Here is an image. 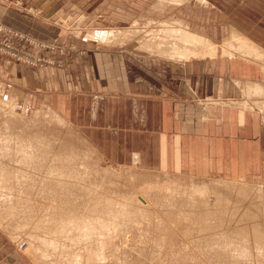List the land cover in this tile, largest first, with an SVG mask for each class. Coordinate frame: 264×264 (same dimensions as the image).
Returning a JSON list of instances; mask_svg holds the SVG:
<instances>
[{
	"label": "rangeland",
	"instance_id": "rangeland-1",
	"mask_svg": "<svg viewBox=\"0 0 264 264\" xmlns=\"http://www.w3.org/2000/svg\"><path fill=\"white\" fill-rule=\"evenodd\" d=\"M2 1L8 3L9 0ZM157 1L158 0L10 1L12 6L22 9H24V4L27 3L31 6L46 4L50 7V11L59 7V9H64L66 14L70 17L80 15L82 19L85 18V22L83 23L82 21L85 27L82 25L80 26V23L77 22L78 19L76 22H74L75 20L69 22L68 16L60 17V13L51 19L50 28L47 33H45V35H40V37H35L23 29L0 24V102L1 100L12 102V100L17 97L15 99L16 102L13 101L14 104L21 103V105L24 104L27 105V107L29 106L26 114L22 115L24 118L10 117L9 119H13V122L8 120V117L0 115V142L10 139L11 142L13 141L12 144L19 143L20 145H24V143H27L28 148H25L27 151H33L35 154L37 153V155H42L41 152H43L42 156H46V160H43L44 164L42 166H39L34 160L33 162L31 160H26L25 162H28L29 164L27 165L29 166L26 165V167H24L19 162H11L13 158H11V160L9 158L5 159L4 165H0V168H4L8 164L10 169H8L9 181H6L5 178H0V205H4V203H2L4 202V198L11 191H13V193H10V197L16 198L14 200V215H7L5 211L1 212L0 210V264H46V261L47 264H72V261H75L76 257L77 259L80 257V261L78 259L79 262L77 264H264V179L261 181L259 178H252L253 180L251 178L248 180L247 178H243L241 181L221 177L201 178L188 173L177 174L159 170L155 171L144 167L139 162H135L134 157L133 161L130 163H112L104 159V157L97 152L98 149H96L86 137L71 124L68 116L63 115L60 108H48V106H44V103L40 105V103H38L39 100L32 98L31 90L26 88L30 87V83H26L27 72H37L34 69L59 66L60 63H58L53 56L57 54L63 55L64 52H68L69 50L73 51L74 48L76 50L78 47L82 50L85 49V47L88 46L87 41L89 40L87 36L89 33H92V31H111L112 29V31L118 32L129 30L134 26L143 31L142 34L147 35L152 30V27L155 29V26L160 22H166L171 18L180 19L182 17V19H185L183 17L184 12L181 15V9L179 8H170L168 9L169 11L166 10L164 13L155 12L152 7ZM195 5V1L191 0L188 1L184 7L186 8L188 6L191 8L195 7ZM40 28L41 30L45 29V25L42 24ZM59 30H63L65 36L75 38V44H71L68 49L64 47V49L62 44L56 40L60 35ZM47 38L55 41L50 42ZM227 38L225 40H227ZM1 39L8 40L4 41ZM127 40L128 41L125 40V43L118 46L107 43L100 44L107 47L109 50L139 52L145 55H153L158 58L157 55L155 56V54L140 48L138 39ZM77 41L81 44H76ZM91 41L93 42V40ZM248 64H252L254 67L257 66L256 63ZM235 79L241 80L243 83L245 82V85L247 82H263L264 76L247 75L233 77L230 78L232 84ZM240 92L241 94H236L235 91V96L228 98H237L238 100L240 97L244 98L243 91ZM39 98L41 99V96H39ZM228 98L221 97L215 99L220 100L216 103H220L222 100H229ZM28 99L32 102L33 106H31V103H28ZM203 101H208V99L204 98ZM216 103L210 104L215 105ZM253 107H255L254 110H250L249 112L260 116L264 123V109L261 111L256 105H253ZM53 114H58V117L61 118ZM25 118L27 119L24 120ZM22 123L25 124L23 125ZM11 126L17 128L12 127L14 135H12ZM21 129H23V132H21ZM24 129L27 130V132L24 131ZM34 134L36 140L33 139L34 136L32 135ZM18 138L19 140L21 138V142ZM30 139L33 141H31L32 143L29 142ZM42 139L45 142H43ZM38 144H40L39 146L42 145V147L38 148ZM44 144H46V146H44ZM32 145L34 149H32ZM25 149L17 148L15 149V152H17L16 154L13 155V152H11L12 150L10 151L11 154H9L10 156L16 155L15 157L16 159L18 158L17 160L19 161L24 156L23 152ZM19 155L22 157L19 158ZM30 163H33V165ZM53 166L58 170L62 169L58 174H53L54 176L50 173ZM55 168H53V170ZM23 172L25 176H23ZM8 182L10 185L8 184L6 188L3 187ZM149 184H153V189H151V185ZM204 184L206 185L205 187L210 186L212 188H219L223 195L217 193L214 189L210 196L207 197L208 203L206 205H200L197 200L195 201L193 190L195 186L200 187V185L203 186ZM171 189L173 191H171ZM137 192L139 193L138 195L143 196L147 200L146 203L134 202L137 199L135 197L138 196ZM225 195L227 197H225ZM172 196H174V199H178V202L176 206L170 208L169 202ZM109 197H111L109 201L112 200L110 203L113 202V199L119 201H116L119 205L116 202V205L112 203L114 212L121 209L123 210L124 208L130 210V206L131 212L128 214L129 218L125 217L121 219L116 217V214L112 213L111 204L108 203ZM104 198H107L106 200L108 202L106 201L105 203ZM125 198H128L127 202L129 204H127ZM221 198L222 201H220ZM61 199L66 200L64 202V200L61 201ZM123 199H125V201ZM189 199L191 201L190 204L188 202ZM68 200L74 203L66 202ZM182 201L184 203H182ZM121 203L124 205L122 206ZM95 205H98L100 210L103 209L102 205H105L107 210H105V213L107 214L104 213L101 214V216L98 212L97 215L93 213L91 207ZM84 206H88L86 207L88 208L86 209L87 211L84 209ZM56 207H58V209ZM116 208H118V210ZM89 211L92 213H89ZM72 212H76L77 218L80 214L89 213L92 217H95V220L100 217L107 218L109 216V220L117 221L118 224L114 225L118 226L117 229H119V231L117 230L118 232H115L116 229L114 227H109V229L101 230L102 232L94 235L95 237L89 235L91 237L90 239L88 238L89 236H83V238H88V241L85 238L86 241L79 238L82 244H76L79 242L78 239L76 241V238L81 237L78 236L81 232L79 233V230L74 226L76 222L68 223V226L65 227L66 230L61 227V225L58 226L60 220L64 221L66 219L72 221L73 219H77L75 218L76 216H72ZM130 216H132L133 219H131ZM50 217H52V219ZM175 218H177V221H175ZM47 225H49L50 228H48L49 226ZM51 225H53V228ZM71 226L74 227L72 228ZM76 226L78 225L76 224ZM57 227L61 228L58 232ZM36 228L40 230L37 231ZM79 228L81 229V227ZM110 228H112V232ZM108 231L110 232L109 234ZM61 235L62 237H60ZM97 235H99V237H97ZM105 235H111L110 237L106 236L108 239L110 238V242L108 239H104L106 238ZM38 237L41 239L47 238L49 242H52V247L58 248L55 249L56 253H52L51 256H49L50 254L47 255L48 258L45 259L46 261L43 260L44 258L40 257V249H37L38 241L41 242ZM227 242L229 244H227ZM245 244L248 248L247 254L243 253L241 249ZM85 245L89 246L86 247ZM81 246H85V249ZM105 246L106 249L103 248ZM260 246L261 248L259 249L258 247ZM20 247H22L23 250ZM52 247H48L50 250L47 252L51 253V250L54 252ZM91 248H95V250L93 249V251ZM228 248H232L233 250H229ZM98 249L100 253L104 254L105 259L102 261L94 260L93 257L90 258L91 255L93 256L99 253ZM77 250L79 252H77ZM83 252L85 253L83 254ZM77 253H80V256H76ZM74 255L76 257H74ZM82 257L84 260L81 259ZM39 258H41L43 262H41L42 260ZM87 258L88 262H86ZM106 258L110 261L108 260L106 262ZM37 260L38 262H36Z\"/></svg>",
	"mask_w": 264,
	"mask_h": 264
},
{
	"label": "crops",
	"instance_id": "crops-1",
	"mask_svg": "<svg viewBox=\"0 0 264 264\" xmlns=\"http://www.w3.org/2000/svg\"><path fill=\"white\" fill-rule=\"evenodd\" d=\"M10 1L0 0V24L35 37L47 33L58 13L68 16L59 7L50 11L46 4L23 3L22 9ZM207 1V6L179 8L193 29L218 44L234 29L264 50V0ZM79 17L67 18L84 26L85 18ZM59 33L56 40L63 48L75 44V38L65 36L63 30ZM87 42L83 50L54 55L59 66L27 72L30 87L26 88L40 105L60 108L104 159L125 164L138 156L139 163L155 171L264 179L261 117L203 101L208 96L234 97L230 78L264 76L258 64L220 56L212 61L176 62Z\"/></svg>",
	"mask_w": 264,
	"mask_h": 264
},
{
	"label": "bare ground",
	"instance_id": "bare-ground-1",
	"mask_svg": "<svg viewBox=\"0 0 264 264\" xmlns=\"http://www.w3.org/2000/svg\"><path fill=\"white\" fill-rule=\"evenodd\" d=\"M188 1H191V0H158L154 5H153V7H152V9L153 10H155V12L157 11V12H163L164 13V11H166V10H168V9H170V8H181V7H183ZM195 1V3L198 5V4H201V5H204V6H207V3H208V1L207 0H194ZM200 5V6H201ZM182 9H184V8H182ZM169 11V10H168ZM143 17V16H142ZM166 17V16H165ZM159 20V19H158ZM163 20H165V19H163ZM155 21V20H154ZM153 22V21H152ZM81 24V23H80ZM143 24V23H142ZM150 25V24H149ZM146 27H148V26H146ZM156 28L154 29L153 27H152V30L147 34V35H144V34H142V32L143 31H141V30H139V29H137V28H135L134 26L133 27H131L129 30H126V31H118V32H115V31H112V29H111V31L109 30V31H97V32H94V31H92V33H89L88 34V38L89 39H91V40H94V41H99V42H102V43H107V44H111V45H115V46H118V45H120V44H123V43H125L126 41H128L127 39H129V40H132V39H138V42H139V47L140 48H143L144 50H146L147 52H149V53H152V54H155V56L157 55L158 57H162V58H165V59H167V60H172V61H176V62H191V61H193V60H200V61H205V60H210V61H212L213 59H217L219 56L220 57H224V58H228V59H232V60H238V59H240V60H244L245 62H248V63H256V64H258V66L261 68V70L264 72V50L261 48V47H259V46H257L256 44H254L253 42H251L246 36H244L240 31H236V30H234L233 28V30H231L230 29V31H232V33L230 34V36L227 38V40H225L222 44H218V43H216L211 37H209V36H207V35H205V34H203V33H198L195 29H193L192 27H191V25H190V23H189V21H187V20H185V19H182V17L180 18V19H175V18H171L170 20H168V21H166V22H160L157 26H155ZM231 28V27H230ZM116 29H118V28H116ZM143 30V29H142ZM80 34V33H79ZM126 40V41H125ZM125 41V42H124ZM134 41V40H133ZM137 47V46H136ZM143 51V50H142ZM263 74V73H262ZM245 83V82H244ZM244 83L241 81V80H238V79H235L234 81H233V85H234V89L236 90V94H241V92L240 91H243V97L244 98H241L240 97V99L238 100L237 98H235V99H229V100H222V102H220V103H216L217 101H220V100H217V99H215V98H213V97H210V96H208V97H206L207 99H208V101H204V103L207 105V104H210V103H216V104H219V105H222L223 107L224 106H228V107H233V108H237V109H240V110H242V111H252V110H254V108L255 107H253V105H256L257 106V108L259 109V110H261L262 111V109H264V81L263 82H259V83H249V82H247L245 85H244ZM1 98V97H0ZM12 98V97H11ZM17 98V97H16ZM15 98V99H16ZM26 98V97H25ZM15 99L14 100H12V102H6V101H2L1 100V102H0V115H4V117L6 116V117H8V120H10L11 122H13L11 119H9L10 117H19V118H24L22 115L23 114H26V111H27V109H28V107H27V105H21V103L19 104V103H16V104H14L13 103V101L14 102H16L15 101ZM212 100V101H211ZM26 101V100H25ZM215 104V105H216ZM49 108V107H48ZM47 109V108H46ZM51 109V108H50ZM30 110V109H29ZM43 111V110H42ZM41 111V112H42ZM48 111V110H47ZM51 111V110H50ZM40 112V111H39ZM45 112V111H44ZM53 112V111H52ZM57 113V112H56ZM42 114V113H41ZM37 115V114H36ZM40 115V114H39ZM54 116L56 115V114H53ZM56 117H58V114L56 115ZM46 118H48V117H46ZM50 118V117H49ZM58 118H61V117H58ZM64 118V117H63ZM16 119V118H15ZM27 118H25L24 120H26ZM7 120V121H8ZM50 120V119H49ZM54 120V119H53ZM37 121V120H36ZM1 122V121H0ZM6 122V121H5ZM11 122H9V123H11ZM19 122V121H18ZM27 122V121H26ZM38 122V121H37ZM65 122H67V121H65ZM29 123H30V121H29ZM32 123V122H31ZM23 124V123H22ZM25 124V123H24ZM23 124V125H24ZM34 124V123H33ZM38 124V123H37ZM52 124V123H51ZM10 125V124H9ZM14 125V124H13ZM22 125V126H23ZM27 125H29V124H27ZM73 125V124H72ZM19 126V125H18ZM35 126L37 127V125L35 124ZM65 126V125H64ZM12 127H15V126H11V128L10 129H12ZM16 128V127H15ZM25 128V127H24ZM27 128H28V126H27ZM32 128V127H31ZM9 129V130H10ZM17 129V128H16ZM19 129V128H18ZM20 130V129H19ZM23 129H21V132H23L22 131ZM24 131H26L27 132V130H25L24 129ZM31 131V130H30ZM12 133H13V129H12ZM17 133V132H16ZM57 133V132H56ZM1 134V133H0ZM19 134H20V132H19ZM18 134V135H19ZM24 134V133H23ZM22 134V135H23ZM29 134V133H28ZM40 134V133H39ZM82 134V133H81ZM11 135V134H10ZM12 135H14V133L12 134ZM17 135V134H16ZM31 135V134H30ZM1 136V135H0ZM8 136V135H7ZM19 136H21V135H19ZM26 136H27V134H26ZM25 136V137H26ZM29 136V135H28ZM32 136H34V138L33 139H35L36 140V138H35V134L34 135H32ZM46 136V135H45ZM24 137V136H23ZM9 138V137H8ZM28 138V137H27ZM27 138H25V139H27ZM44 138V137H43ZM4 139V138H3ZM23 139V138H22ZM41 139V138H40ZM1 140V139H0ZM13 140H14V138H13ZM18 140H19V138H18ZM17 140V141H18ZM20 140H21V138H20ZM19 140V141H20ZM39 140V139H38ZM16 141V140H15ZM32 140L30 139V141L29 142H31ZM40 141V140H39ZM42 141L43 142H45L43 139H42ZM41 141V142H42ZM13 142V141H12ZM12 142H11V140L10 139H6V140H2L1 142H0V165H4V160L5 159H7V158H9L10 160H11V158H13L12 160H11V162L13 161V162H15V163H17V162H19L21 165H23L24 167H26V165L27 164H29L28 162H25L26 160H31L32 162H33V160L34 161H36L37 162V164L39 165V166H42L44 163H43V160H46V156L44 155V156H42L43 155V152H41L42 153V155H37V153L35 154L33 151H27V149H25V148H28V146H27V143H24V145L22 144V145H20L19 143H15V144H12ZM21 142V141H20ZM24 142V141H23ZM25 142H27V141H25ZM33 142V141H32ZM31 142V143H32ZM68 143V142H67ZM74 143V142H73ZM26 144V145H25ZM40 144H38V148L39 147H42V145H43V143H42V145L41 146H39ZM93 145V144H92ZM14 146V147H13ZM19 146V147H18ZM33 146V145H32ZM31 146V147H32ZM36 146V145H35ZM44 146H46V144H44ZM43 146V147H44ZM67 146V145H66ZM17 148H21V149H25L24 150V152H23V157L22 156H20L19 158H21L22 157V159H20L19 161L16 159V155L15 156H10V151L11 152H13V155L14 154H16L17 152H15V149H17ZM45 148V147H44ZM32 149H34V146L32 147ZM42 149V148H41ZM41 151V150H40ZM38 152V151H37ZM46 152V151H45ZM97 152H99V151H97ZM10 153V154H9ZM40 153V152H39ZM47 154V153H46ZM137 155V154H136ZM134 158H135V162H139V158H138V156H134ZM50 159V158H49ZM58 159H60V158H58ZM8 161V160H7ZM62 161V160H61ZM56 162H58V161H56ZM31 165H33V163H30ZM37 164H35V165H37ZM58 164V163H57ZM137 165V164H136ZM6 166V165H5ZM9 165L7 164V166L6 167H4V168H0V172H1V174H0V178H5V180L6 181H9V173H8V169H9V167H8ZM27 166H29V165H27ZM55 166V165H54ZM52 167V170L50 171V173L52 174V176H54L53 174H58V172H61V170L62 169H57V168H55V167ZM124 166V165H123ZM10 167H11V165H10ZM21 167V166H20ZM15 168V167H14ZM13 168V169H14ZM22 168V167H21ZM53 168H55L54 170H56V171H54L53 170ZM12 169V170H13ZM10 170V169H9ZM18 170H20V169H18ZM16 171V170H15ZM37 171V170H36ZM151 171V170H150ZM21 172H22V170H21ZM43 172V171H42ZM13 173V172H12ZM141 173V172H140ZM27 174V173H26ZM37 175V174H36ZM11 176V175H10ZM23 176H25V174H24V172H23ZM22 176V177H23ZM94 176V175H93ZM12 177V176H11ZM125 177V176H124ZM194 177V176H193ZM18 178V177H17ZM25 178V177H24ZM46 178H48V177H46ZM248 179H250V178H247V180ZM252 179V178H251ZM57 180V179H56ZM58 180H60V179H58ZM123 180V179H122ZM253 180V179H252ZM2 181V180H1ZM61 181H63V180H61ZM140 181V180H139ZM201 181V180H200ZM205 181V180H204ZM242 181V180H241ZM22 182H23V180H22ZM99 182V181H98ZM132 182V181H131ZM194 182V181H193ZM192 182V183H193ZM206 182V181H205ZM19 183H21V182H19ZM134 183H135V181H134ZM214 183V182H213ZM8 184L10 185V183L8 182L7 184H5L3 187H7L8 186ZM13 184V183H12ZM17 184V183H16ZM37 184V183H36ZM139 184V183H138ZM145 184V183H144ZM207 184V183H206ZM221 184V183H220ZM1 185V184H0ZM15 185V184H14ZM149 185H151V189H153L152 188V186H153V184H149ZM169 185V184H168ZM20 186H21V184H20ZM85 186V185H84ZM206 185L204 184L203 186H201L200 185V187L199 186H195V188H194V190H193V194H194V196H195V201L197 200L198 202H199V204L200 205H202V204H207L208 203V200H207V197L208 196H210V194L213 192L212 190H214L215 189V191L217 192V193H219V194H221V195H223L222 194V191L219 189V188H217V187H205ZM12 187H13V185H12ZM137 187V186H136ZM171 187H173V186H171ZM15 188V187H14ZM113 188V187H112ZM130 188V187H129ZM150 188V187H149ZM155 188V187H154ZM150 189V190H151ZM76 190V189H75ZM95 190V189H94ZM108 190V189H107ZM113 190V189H112ZM149 190V191H150ZM155 190V189H154ZM164 190H165V188H164ZM176 190V189H175ZM111 191V190H110ZM171 191H173L172 189H171ZM178 191V190H177ZM6 192V191H5ZM34 192V191H33ZM10 193H13V191H11V192H9V194H7L6 196H5V198H4V202H2V203H4V205L2 206V204L0 205V210H1V212L2 211H5V213L7 214V215H14V213H13V211H15L14 209H15V199L16 198H13V197H10L11 195H10ZM74 193V192H73ZM128 193H129V191H128ZM133 193V192H132ZM172 193V192H171ZM139 193L137 192V195H138ZM3 195H4V193H3ZM83 195V194H82ZM131 195V194H130ZM134 195V194H133ZM186 195V194H185ZM189 195V194H188ZM192 195V194H191ZM217 195V194H216ZM215 195V196H216ZM176 196V195H175ZM180 196V195H179ZM190 196V195H189ZM69 197V196H68ZM117 197V196H116ZM126 197V196H125ZM162 197V196H161ZM188 197V196H187ZM225 197H227L226 195H225ZM9 198H10V201H9ZM110 198L111 197H109V199H108V201L110 200ZM113 198V197H112ZM135 198H137L136 199V201H134V202H143V203H146L147 202V200L143 197V196H141V195H138L137 197H135ZM105 199V198H104ZM107 199V198H106ZM105 199V203H106V200ZM126 199V198H125ZM125 199H123L124 201H125ZM128 199V198H127ZM127 199H126V202H127ZM133 199V198H132ZM131 199V200H132ZM192 199V198H191ZM3 200V199H2ZM64 200V199H63ZM62 199H61V201H63ZM66 200V199H65ZM65 200H64V202H65ZM135 200V199H134ZM139 200V201H138ZM182 200V199H181ZM215 200V199H214ZM101 201H103V200H101ZM107 201V202H108ZM112 201V200H111ZM111 201H109L108 203L109 204H111V211H112V213L113 214H116L117 216L116 217H119V218H125V217H127V218H129V216H128V214L131 212V208H130V206H129V209L130 210H128V209H121V210H119V211H116V212H114V210H113V206H112V203L113 204H115L116 205V203L117 202H119V201H117V200H114L113 199V202L112 203H110ZM117 201V202H116ZM121 201H122V198H121ZM210 201V200H209ZM220 201H222V198H221V200ZM229 201V200H228ZM66 202H72V203H74L73 201H70V200H68V201H66ZM116 202V203H115ZM125 202V203H126ZM161 202V201H160ZM178 202V199L176 200V199H174V196H172L171 197V199H170V208L171 207H174V206H176V203ZM187 202V201H186ZM188 202H189V204H190V199L188 200ZM95 203H97V202H95ZM182 203H184L183 201H182ZM104 204V203H103ZM118 204V203H117ZM127 204H129L128 202H127ZM209 204H210V202H209ZM216 204V203H215ZM35 205V204H34ZM114 205V206H115ZM119 205V204H118ZM121 205H122V203H121ZM124 205V204H123ZM122 205V206H123ZM131 205V204H130ZM166 205V204H165ZM180 205H181V203H180ZM205 205H203V206H205ZM211 205V204H210ZM228 205H229V202H228ZM121 206V207H122ZM218 206V205H217ZM222 206V205H221ZM85 207V206H84ZM86 207H88V206H86ZM84 208L85 210L86 209H88V208ZM99 206L98 205H95V206H92L91 208H92V211H93V213H96V215L99 213L100 215L101 214H104L105 213V210H106V206L105 205H102V210H100L99 208H98ZM109 207V208H110ZM139 207H141V206H139ZM181 207V206H180ZM212 207V206H211ZM215 207V206H214ZM45 208V207H44ZM57 209H58V207H56ZM90 208V209H91ZM157 208H158V206H157ZM179 208V207H178ZM55 209V208H54ZM56 209V210H57ZM81 209V208H80ZM89 209V210H90ZM117 210H118V208H116ZM152 209V208H151ZM211 209V208H210ZM224 209V208H223ZM53 210V209H52ZM150 210V209H149ZM212 210V209H211ZM68 211V210H67ZM71 211V210H70ZM87 211V210H86ZM85 211V212H86ZM107 211V210H106ZM139 211V210H138ZM162 211V210H161ZM188 211V210H187ZM50 212V211H49ZM53 212V211H52ZM58 212V211H57ZM74 212V211H73ZM72 212V216H76L75 218H77V214H75V213H73ZM82 212V211H81ZM91 211H89V213H90ZM98 212V213H97ZM194 212V211H193ZM56 213V212H55ZM61 213V212H60ZM66 213V212H65ZM65 213H64V217H65ZM89 213H83V214H80L79 215V217L77 218V219H73L72 221L70 220H64V218H63V220L64 221H62V220H60L59 221V223H58V226L59 225H61V227H63V228H65V227H67L68 226V223H71V222H76V224L78 225V226H76V224L74 225L75 226V228L76 229H78L79 230V233L81 232V234L80 235H78V236H81V237H78V238H76V241H77V239H78V241H79V238H81V240L82 239H84L83 238V236H89V235H92V236H94V235H96V234H98V233H101L103 230H106V229H109V227H114L115 229H116V231L115 232H118L119 231V229H117V227L118 226H115L114 224H118L117 223V221H111V220H109V216L107 217V218H99V219H94L95 217H92L91 216V214H89ZM92 213V212H91ZM197 213V212H196ZM58 214H59V212H58ZM62 214H63V212H62ZM105 214H107V213H105ZM56 215H57V213H56ZM108 215H109V213H108ZM58 216V215H57ZM57 216H55V217H57ZM102 216V215H101ZM104 216V215H103ZM113 216V215H112ZM52 217H54V216H52ZM52 217H50L51 219H52ZM60 217V216H59ZM70 217H71V215H70ZM97 218V217H96ZM130 218L131 219H133L132 218V216H130ZM136 218V217H135ZM236 218V217H235ZM48 219V218H47ZM111 219V218H110ZM222 219V218H221ZM54 220V219H53ZM114 220V219H113ZM118 220V219H117ZM120 220V219H119ZM121 221V220H120ZM175 221H177V218H175ZM45 222H46V220H45ZM50 222V221H49ZM44 223V222H43ZM52 223H53V221H52ZM261 223V222H260ZM45 225V224H44ZM70 225V224H69ZM73 225V224H72ZM47 226H49V225H47ZM52 226V228H53V225H51ZM73 226V227H74ZM160 226V225H159ZM40 227V226H39ZM72 227V226H71ZM70 227V228H71ZM72 227V228H73ZM79 227H81V229L79 228ZM41 228V227H40ZM44 228H45V226H44ZM48 228H50V226L48 227ZM58 228V227H57ZM42 229V228H41ZM55 229V228H54ZM61 228H58V230H57V232L60 230ZM208 229V228H207ZM227 229V228H226ZM36 230L38 231V230H40L39 228H36ZM51 230H53V229H51ZM65 230H66V228H65ZM69 230V229H68ZM67 230V231H68ZM70 230H72V229H70ZM102 230V231H101ZM110 230H111V232L113 231L112 230V228H110ZM109 230V231H110ZM118 230V231H117ZM123 230V229H122ZM146 230V229H145ZM37 231H34V232H37ZM49 231V230H48ZM64 231V230H63ZM67 231H65V232H67ZM73 231V230H72ZM71 231V232H72ZM76 231V230H75ZM92 231H95V232H92ZM108 231V234L110 233ZM121 231V230H120ZM200 231V230H199ZM46 232V231H45ZM56 232V231H55ZM61 232V231H60ZM70 232V233H71ZM78 232V231H77ZM115 232H113V233H115ZM214 232V231H213ZM32 233V232H31ZM51 233V232H50ZM79 233H77V234H79ZM59 234V233H58ZM61 234V233H60ZM68 234H69V232H68ZM68 234H67V236H68ZM74 234V233H73ZM76 234V235H77ZM105 234V233H104ZM121 234H122V232H121ZM121 234H120V236H121ZM176 234V233H175ZM208 234V233H207ZM211 234V233H210ZM213 234V233H212ZM260 234V233H259ZM258 234V235H259ZM57 235V234H56ZM75 235V234H74ZM100 235V234H99ZM99 235H97V237H99ZM115 235V234H114ZM204 235V234H203ZM64 236V235H63ZM66 236V237H67ZM70 236V235H69ZM71 236H72V234H71ZM101 236V235H100ZM107 235H105V237H106ZM111 236V235H110ZM110 236H107V237H110ZM113 236V235H112ZM146 236V235H145ZM256 236V235H255ZM260 236V235H259ZM56 237V236H55ZM58 237V236H57ZM60 237H62V235L60 236ZM95 237V236H94ZM104 238V239H108V238ZM118 237V236H117ZM116 237V238H117ZM253 237V236H252ZM263 237V236H262ZM261 237V238H262ZM38 238H40V237H38ZM89 239L91 238L90 236L88 237ZM88 238L86 239L87 241H88ZM115 238V237H114ZM254 238V237H253ZM55 239V238H54ZM59 239V238H58ZM71 239V238H70ZM84 239V241H86ZM99 239V238H98ZM110 239V238H109ZM108 239V240H109ZM255 239V238H254ZM257 239V238H256ZM260 239V238H259ZM264 239V238H263ZM40 240H41V242H39L38 241V250L40 249V252H39V254L41 255L40 257L41 258H44L43 260H45V259H47L48 258V254H50L49 256H51V254L52 253H56L55 252V249H58V248H56V247H52V242H49V240L46 238H40ZM69 240V239H68ZM80 240V241H81ZM96 240V239H95ZM51 241V240H50ZM75 241V240H74ZM75 242L76 244H82L81 242ZM90 241V240H89ZM120 241V240H119ZM229 241V240H228ZM91 242H92V240H91ZM94 242H97V241H94ZM103 242V241H102ZM109 242H110V240H109ZM257 242H259V241H257ZM256 242V243H257ZM32 243H33V241H32ZM31 243V244H32ZM64 243V242H63ZM66 243H67V241H66ZM68 243H69V241H68ZM86 243V242H85ZM88 243V242H87ZM101 243V242H100ZM232 243H234V242H232ZM42 244V245H41ZM83 244H84V242H83ZM90 244V243H89ZM96 244V243H95ZM106 244V243H105ZM112 244V243H111ZM114 244V243H113ZM227 244H229L228 242H227ZM259 244V243H258ZM63 245V244H62ZM69 245V244H68ZM79 245V246H80ZM97 245V244H96ZM95 245V246H96ZM108 245V244H107ZM106 245V246H107ZM122 245V244H121ZM246 245V244H245ZM243 246L241 249H242V252L243 253H248V248H247V245L246 246ZM71 246V245H70ZM79 246H78V248H79ZM86 246V245H85ZM85 246H83L84 247V249H85ZM89 246V245H88ZM88 246H86V247H88ZM99 246V245H98ZM106 246L105 247H103V248H105L106 249ZM28 247V246H27ZM48 247H52V249L54 250V252H52V250H51V253L50 252H47L48 250H50ZM64 247V246H63ZM62 247V248H63ZM73 247H75V246H73ZM82 247V246H81ZM82 247V248H83ZM67 248V247H66ZM81 248V249H82ZM102 248V247H101ZM259 249L261 248V246L260 247H258ZM72 249V248H71ZM74 249V248H73ZM81 249H79V250H81ZM88 249V248H87ZM90 249V248H89ZM92 250L94 249L95 250V248H91ZM99 249H100V247H99ZM99 249H98V252H99ZM229 249V248H228ZM230 249H232V248H230ZM229 249V250H230ZM35 250V249H34ZM64 250V249H63ZM75 250H76V248H75ZM93 250V251H94ZM102 250V249H101ZM233 250V249H232ZM42 251V252H41ZM69 251V250H68ZM71 251V250H70ZM73 251V250H72ZM83 251V250H82ZM81 251V252H82ZM107 251V250H106ZM206 251V250H205ZM209 251V250H208ZM77 252H79L78 250H77ZM80 252V253H81ZM89 252H91V251H89ZM72 253V252H71ZM70 253V254H71ZM79 253V254H80ZM85 252H83V254H84ZM92 253V252H91ZM132 253V252H131ZM216 253V252H215ZM34 254V253H33ZM78 253L76 254V256L77 255H79ZM88 254V253H87ZM122 254V253H121ZM239 254H240V252H239ZM105 255H107V254H105ZM243 255V254H242ZM68 256V255H67ZM75 255H74V257H76ZM80 256V255H79ZM96 256V257H95ZM55 257V256H54ZM62 257V256H61ZM69 257V256H68ZM85 257V256H84ZM89 257V256H88ZM91 257H93V259L94 260H100V261H102V260H104L105 259V257H104V254H102V253H96V254H94L93 256L91 255L90 256V258ZM106 257H108V256H106ZM116 257V256H115ZM38 258V257H37ZM41 258H39V259H41ZM89 258V259H90ZM97 258V259H96ZM243 258V257H242ZM50 259V258H49ZM52 259V258H51ZM66 259V258H65ZM78 259H79V261H80V257H78ZM78 259H77V257H76V262L75 261H72V264H77L79 261H78ZM81 259H83V257L81 258ZM107 260H106V262L109 260L108 258H106ZM42 260V259H41ZM43 260L41 261V262H43ZM69 260V259H68ZM84 260V259H83ZM132 260V259H131ZM46 261V260H45ZM50 261V260H49ZM58 261V260H57ZM60 261V260H59ZM82 261V260H81ZM85 261H86V259H85ZM110 261V260H109ZM133 261V260H132ZM225 261V260H224ZM36 262H38V260L36 261ZM83 262V261H82ZM86 262H88V258H87V261ZM91 262H92V260H91ZM53 263V262H52ZM89 263H90V261H89ZM100 263V262H99ZM102 263H104V262H102ZM43 264V263H42ZM46 264H47V261H46ZM80 264H82V263H80ZM87 264V263H86ZM101 264V263H100ZM108 264V263H107ZM110 264V263H109ZM133 264V263H132Z\"/></svg>",
	"mask_w": 264,
	"mask_h": 264
},
{
	"label": "built area",
	"instance_id": "built-area-1",
	"mask_svg": "<svg viewBox=\"0 0 264 264\" xmlns=\"http://www.w3.org/2000/svg\"><path fill=\"white\" fill-rule=\"evenodd\" d=\"M1 40H4V41H7L8 39H1ZM22 249V247H20ZM23 250V249H22Z\"/></svg>",
	"mask_w": 264,
	"mask_h": 264
}]
</instances>
